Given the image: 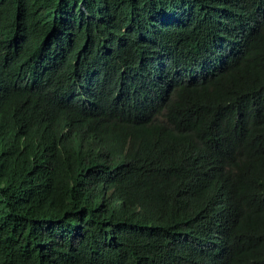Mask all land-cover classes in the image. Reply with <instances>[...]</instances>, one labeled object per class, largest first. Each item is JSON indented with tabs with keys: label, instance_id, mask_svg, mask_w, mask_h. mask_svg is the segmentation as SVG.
I'll use <instances>...</instances> for the list:
<instances>
[{
	"label": "trees",
	"instance_id": "16d2710c",
	"mask_svg": "<svg viewBox=\"0 0 264 264\" xmlns=\"http://www.w3.org/2000/svg\"><path fill=\"white\" fill-rule=\"evenodd\" d=\"M0 264H264V0H0Z\"/></svg>",
	"mask_w": 264,
	"mask_h": 264
}]
</instances>
